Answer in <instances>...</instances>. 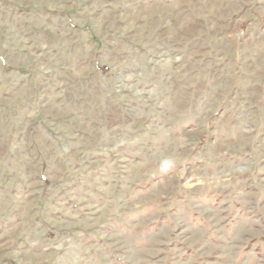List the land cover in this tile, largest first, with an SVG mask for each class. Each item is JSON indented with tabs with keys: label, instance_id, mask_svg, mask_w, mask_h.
I'll list each match as a JSON object with an SVG mask.
<instances>
[{
	"label": "rangeland",
	"instance_id": "374dc122",
	"mask_svg": "<svg viewBox=\"0 0 264 264\" xmlns=\"http://www.w3.org/2000/svg\"><path fill=\"white\" fill-rule=\"evenodd\" d=\"M0 264H264V0H0Z\"/></svg>",
	"mask_w": 264,
	"mask_h": 264
},
{
	"label": "bare ground",
	"instance_id": "6f19581e",
	"mask_svg": "<svg viewBox=\"0 0 264 264\" xmlns=\"http://www.w3.org/2000/svg\"><path fill=\"white\" fill-rule=\"evenodd\" d=\"M167 166H168V163H164V165H162V169L167 168Z\"/></svg>",
	"mask_w": 264,
	"mask_h": 264
},
{
	"label": "crops",
	"instance_id": "0c3cea01",
	"mask_svg": "<svg viewBox=\"0 0 264 264\" xmlns=\"http://www.w3.org/2000/svg\"><path fill=\"white\" fill-rule=\"evenodd\" d=\"M19 222H20V220H19ZM21 223V222H20Z\"/></svg>",
	"mask_w": 264,
	"mask_h": 264
}]
</instances>
